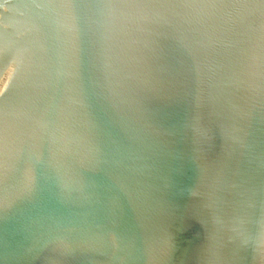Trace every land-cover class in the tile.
Wrapping results in <instances>:
<instances>
[{"label": "water", "instance_id": "95a60500", "mask_svg": "<svg viewBox=\"0 0 264 264\" xmlns=\"http://www.w3.org/2000/svg\"><path fill=\"white\" fill-rule=\"evenodd\" d=\"M261 36L249 7L0 0V264H264Z\"/></svg>", "mask_w": 264, "mask_h": 264}, {"label": "snow or ice", "instance_id": "6c2138e0", "mask_svg": "<svg viewBox=\"0 0 264 264\" xmlns=\"http://www.w3.org/2000/svg\"><path fill=\"white\" fill-rule=\"evenodd\" d=\"M123 7L134 13H150L152 10L168 9L177 13H191L198 9H235L249 7L256 11L262 23L261 46L254 54V69L264 80V0H120Z\"/></svg>", "mask_w": 264, "mask_h": 264}]
</instances>
